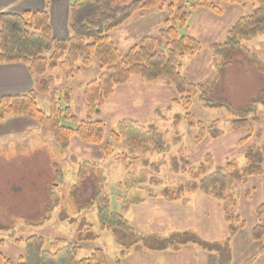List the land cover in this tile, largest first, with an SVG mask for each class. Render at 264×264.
<instances>
[{"label":"rangeland","instance_id":"374dc122","mask_svg":"<svg viewBox=\"0 0 264 264\" xmlns=\"http://www.w3.org/2000/svg\"><path fill=\"white\" fill-rule=\"evenodd\" d=\"M171 2L174 10L182 4L189 8L185 24L168 10ZM195 2L167 0L162 8L142 9L109 35L122 55L146 36L156 39L157 52L163 51L168 41L161 30L171 26L180 35L195 37L200 49L179 56L178 71L193 84L209 85V103L200 94L179 95L165 78L147 81L132 76L97 105L99 112L92 119L105 125L102 140L88 142L73 135L66 149L52 134L44 133L35 118L12 114L0 121V251L9 259L17 261L25 252L24 240L38 234L52 251L70 243L78 245V258L89 257L95 247L102 246L108 264H118L135 249L148 260L144 245L127 248L132 243L130 236L102 227L98 217L101 202H97L101 195L108 198L112 212L124 216L134 233L180 236V241L192 236L209 243L228 241L231 264H264V239L254 238L255 228L264 225V32L239 39L238 46L226 45L220 52L213 47L224 44L233 25L264 0H212L220 13L208 6L190 8ZM78 65L81 72L73 77H65L61 69L50 74L55 76L52 88L60 104L69 103L82 122L89 116L85 87L100 77L103 68L96 59L87 66ZM30 73L33 89L38 77ZM51 100L52 94H40L37 104L49 114ZM253 104L255 112L249 111ZM242 118L251 126L234 125ZM63 124L77 126L67 120ZM252 147L261 151V174L246 182L228 179L224 191L238 198L241 216L238 230L231 236L224 201L216 196L227 180L206 181V177L218 168L227 176L229 162H236L238 168L245 166V155ZM202 164L207 171L195 181L191 172H200ZM194 181L198 188L182 193L179 199L161 194L166 187ZM94 235L98 238L92 239ZM181 249L175 264H194L191 260L198 252L201 264H219L216 253L193 242L150 251ZM162 257L156 253L151 258L165 264ZM127 260L122 264H129Z\"/></svg>","mask_w":264,"mask_h":264},{"label":"trees","instance_id":"16d2710c","mask_svg":"<svg viewBox=\"0 0 264 264\" xmlns=\"http://www.w3.org/2000/svg\"><path fill=\"white\" fill-rule=\"evenodd\" d=\"M166 1L80 0L74 2L70 7L71 34L68 39H57L54 36L50 16L45 9L17 13L1 12L0 64L24 63L38 79L35 87L28 92L7 94L0 98V121L12 114L35 118L40 122L43 132L52 134L56 143L66 149L73 135L88 142L102 140L105 125L102 121L92 119V116L99 112L97 105L108 100L114 94L115 88L128 82L132 76H140L147 81L165 78L176 87L179 95L200 94L206 99L209 85L193 84L178 71L179 56L193 54L200 49V43L195 37L180 35L177 29L171 26L161 30L168 41L163 51L157 52L156 39L146 36L139 44L132 46L126 55H122L109 35L112 30L124 25L135 13L142 9L162 8ZM210 2L212 0H196L190 8L208 6L216 13H220L219 8ZM173 6L172 2L169 3L168 10L175 15L176 20L185 24L190 16L189 8L182 4L174 10ZM262 32H264V3L251 14L242 16L233 25L224 44H214L213 47L220 52L226 45L238 46L239 39L252 38ZM93 59L98 61L103 72L98 79L89 82L85 87L89 116L87 120L79 122L72 108L68 106L69 103L66 106L60 104L56 89L52 88L55 76L50 72L61 69L65 77H73L81 72L79 62L87 66ZM40 94H52L49 114L37 104V97ZM206 102L209 103L210 100L207 98ZM249 111L255 112L254 104L253 109ZM64 120L74 122L77 126H67L63 124ZM234 125L244 127L251 126V123L242 118L235 121ZM245 158L247 164L243 167L238 168L236 162H229L227 176L221 168H218L215 173L206 177V181L214 178L227 180L221 190L219 189V193L215 194L224 201L223 210L230 226L231 236L238 230L241 216L236 206L238 198L232 193L227 195L224 192L227 189L228 179L246 182L250 177L262 172L263 158L258 147H252ZM207 163L211 164V158L207 159ZM174 168L176 171L180 170L177 161L174 162ZM199 171L191 172L195 181L200 175H205L207 171L205 164L200 166ZM195 181L174 188L166 187L161 194L168 198L179 199L182 193L198 188ZM98 199L97 202H101L98 207V217L102 227L119 229L122 231V237L130 236L132 243L127 248L141 243L150 250H165L176 242L183 244L193 242L205 250L216 253L219 264H231L232 251L228 241L217 244L194 236L180 241V236L164 238L154 234H137L133 232V228L122 214L110 210L108 198L100 195ZM261 214L262 212L259 211V217ZM97 238V235L92 237V239ZM254 238L264 239V225L255 228ZM24 243L25 252L17 261L9 259L0 251V264H108L106 251L99 247L94 248L89 257L78 258L80 247L73 243L52 251L46 248L45 237L38 234L28 236Z\"/></svg>","mask_w":264,"mask_h":264},{"label":"crops","instance_id":"0c3cea01","mask_svg":"<svg viewBox=\"0 0 264 264\" xmlns=\"http://www.w3.org/2000/svg\"><path fill=\"white\" fill-rule=\"evenodd\" d=\"M80 0H0V12L9 11V12H22L25 10H42L45 9L48 11L50 16V24L53 29L54 36L57 39H68L70 37V7L74 2ZM84 71V70H82ZM34 85V77L31 75L28 67L22 63H10V64H0V98L7 94L27 92ZM136 246V245H134ZM99 248L104 249L102 246ZM97 248V247H95ZM133 248V246H132ZM130 247V249H132ZM137 249L132 250L129 255H126L124 258L119 260L118 264L122 261L127 260L130 264H161L158 260H154L151 257H155L156 253H159L163 257L160 259L165 262V264H175V258L182 256V249L179 251H160L154 252L150 249H143L142 251H147L148 260H144L140 251L135 252ZM198 252L197 250L195 251ZM176 253V254H175ZM199 254L201 252H198ZM173 254V256H171ZM194 254V255H195ZM194 256L192 263L201 264L202 260L199 257ZM198 258V260H197ZM142 261L144 263H142ZM201 261V262H200ZM218 263L216 258L215 260Z\"/></svg>","mask_w":264,"mask_h":264}]
</instances>
